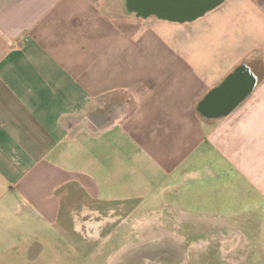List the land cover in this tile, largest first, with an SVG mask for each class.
I'll list each match as a JSON object with an SVG mask.
<instances>
[{"label": "crops", "instance_id": "obj_1", "mask_svg": "<svg viewBox=\"0 0 264 264\" xmlns=\"http://www.w3.org/2000/svg\"><path fill=\"white\" fill-rule=\"evenodd\" d=\"M122 5L0 0V264L28 250L63 264L58 246L73 252L83 226L130 235L120 222L106 234V220L132 219V203L241 219L264 236V134L247 131L238 166L207 131L264 89V0L186 22ZM240 65L254 87L207 117L201 101Z\"/></svg>", "mask_w": 264, "mask_h": 264}, {"label": "rangeland", "instance_id": "obj_2", "mask_svg": "<svg viewBox=\"0 0 264 264\" xmlns=\"http://www.w3.org/2000/svg\"><path fill=\"white\" fill-rule=\"evenodd\" d=\"M125 15L121 8L116 16L128 18ZM261 83H264V78ZM252 99H255L254 106H244L233 116L215 124L207 123V131L213 141L230 153L228 158H232L231 161L238 166L240 147L247 131L258 130L264 134V89ZM254 115H258L256 120L253 119ZM251 161L255 164L254 157ZM258 174L260 176L256 177L263 179V173ZM81 199L84 197H77L78 205ZM159 205L154 204L153 209L140 206L134 209L137 205L132 203V219H125L129 215L125 217L122 214V221L106 220V234H111V228L118 227L120 222L127 230L132 226L130 235H125V228H121L110 237H100L91 231L90 235H86L84 230L83 237L80 232L86 226L78 228L79 231L73 234V252L65 253L58 246V262L66 255L70 260L65 263L61 261L63 264H264V236L257 235L255 229L247 232L243 220L228 219L219 214L200 215L182 207ZM32 257L35 259L31 260ZM5 259L9 261L8 264H48L44 261L43 252L31 250L8 252Z\"/></svg>", "mask_w": 264, "mask_h": 264}, {"label": "water", "instance_id": "obj_3", "mask_svg": "<svg viewBox=\"0 0 264 264\" xmlns=\"http://www.w3.org/2000/svg\"><path fill=\"white\" fill-rule=\"evenodd\" d=\"M224 0H123L126 13L138 17L155 16L160 19L186 22L192 21L213 9ZM256 78L247 65L237 67L216 89L201 101L199 108L207 116L226 114L238 104L254 87ZM218 102V108L210 105ZM217 108V109H216Z\"/></svg>", "mask_w": 264, "mask_h": 264}, {"label": "trees", "instance_id": "obj_4", "mask_svg": "<svg viewBox=\"0 0 264 264\" xmlns=\"http://www.w3.org/2000/svg\"><path fill=\"white\" fill-rule=\"evenodd\" d=\"M207 12H208V11H207ZM204 14H205V13H204ZM204 14H202V15H204ZM202 15H201V16H202ZM199 17H200V16H199ZM197 18H198V17H197Z\"/></svg>", "mask_w": 264, "mask_h": 264}]
</instances>
